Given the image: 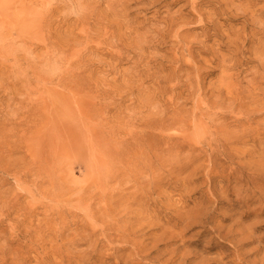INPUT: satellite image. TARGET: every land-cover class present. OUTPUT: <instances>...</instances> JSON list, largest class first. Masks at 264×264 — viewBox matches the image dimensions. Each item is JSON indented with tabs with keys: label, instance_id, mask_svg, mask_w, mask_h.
Wrapping results in <instances>:
<instances>
[{
	"label": "rangeland",
	"instance_id": "374dc122",
	"mask_svg": "<svg viewBox=\"0 0 264 264\" xmlns=\"http://www.w3.org/2000/svg\"><path fill=\"white\" fill-rule=\"evenodd\" d=\"M0 264H264V0H0Z\"/></svg>",
	"mask_w": 264,
	"mask_h": 264
}]
</instances>
